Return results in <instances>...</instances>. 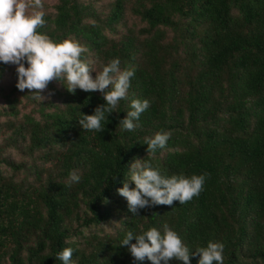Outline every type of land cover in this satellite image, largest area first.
<instances>
[{"label":"trees","instance_id":"1","mask_svg":"<svg viewBox=\"0 0 264 264\" xmlns=\"http://www.w3.org/2000/svg\"><path fill=\"white\" fill-rule=\"evenodd\" d=\"M45 7L40 33L73 37L94 71L118 57L122 70L136 72L101 133L78 123L106 103L100 92L72 94L52 81V94L39 101L17 89L13 73L14 92L0 109V264H63L55 257L65 247L75 264H151L134 261L120 243L129 230L164 223L193 252L221 242L223 264H264V0H57ZM130 17L139 25L129 28ZM7 70L0 63V80ZM134 98L150 107L127 131L119 121ZM161 130L171 135L154 167L169 176L208 175L189 202L137 216L117 189L134 159L147 158L144 137ZM73 170L78 183L69 181ZM112 222L109 231L101 227ZM91 227L98 229L73 240ZM198 260L190 256V264Z\"/></svg>","mask_w":264,"mask_h":264},{"label":"clouds","instance_id":"2","mask_svg":"<svg viewBox=\"0 0 264 264\" xmlns=\"http://www.w3.org/2000/svg\"><path fill=\"white\" fill-rule=\"evenodd\" d=\"M42 9L43 0H0V62L15 65L17 89L21 92L29 90L33 99L39 101L48 98L42 93L52 81L66 85L67 91L72 94L77 88L88 93L100 92L106 103L97 106L94 114L80 112L78 123L84 131L101 133L105 130L102 122L116 112L122 99H128L136 68L130 66L122 70L117 57L104 65L102 70L94 71L90 66L91 61L81 59L87 49L73 37L57 41L38 31L45 23ZM149 107L148 99H132L131 110L119 121V125L124 130L134 131L139 127L141 114ZM170 135V132L161 130L144 137L147 158L134 159L123 187L117 189L134 215L138 216L140 209L155 205L171 206L174 201L185 204L203 190L207 173L190 177L183 174L169 176L159 167L153 166L152 157L158 149L166 147ZM116 178L113 177V181ZM80 179L75 170L69 174L70 183H78ZM129 181L134 182V188L129 187ZM133 240L135 243H132ZM120 246L127 247L134 261L147 258L151 264H169L173 260L190 264V256H199L198 264H223V243L209 241L206 247H198L193 252L168 223L163 224L162 230L151 227L140 234L129 230ZM72 256L73 249L65 247L55 258L63 264H75Z\"/></svg>","mask_w":264,"mask_h":264},{"label":"rangeland","instance_id":"3","mask_svg":"<svg viewBox=\"0 0 264 264\" xmlns=\"http://www.w3.org/2000/svg\"><path fill=\"white\" fill-rule=\"evenodd\" d=\"M56 1L57 0H43V5L46 6L44 9H46V10L48 9V11H51V9L49 7H51ZM42 11H43V9H42ZM135 25H139L137 20L132 18V17H130L129 20L127 21V26L129 28H131V27H134ZM126 30H127V28L124 27L122 32H126ZM0 63H2V62H0ZM6 66L8 67L7 73H6V75H4L3 79L0 80V109L4 108V106H5L4 105L3 96L5 94H7L8 92H10V91L14 92L13 87H14L15 82H16L15 79L13 78V73L16 71V66L15 65H11V64H6ZM42 95H44V96L49 98L50 95H49L48 89H46L42 93ZM14 96L19 97L20 93L19 94L15 93ZM21 100H22L23 105H24V103L26 101L24 99H21ZM28 109H29V107H27V108L25 107L23 110L26 111ZM2 142H3V137L0 134V145L2 144ZM6 154L10 155L12 158H14L15 160H18V161H20V160H28L27 157L21 156L19 153H17L15 150H12V149H7L6 150ZM30 162H31V160H29V163ZM114 225H115V222H112L110 225L109 224H104L101 227H103V229L105 231H109V230H111L112 226H114ZM97 229L98 228H92V227H91V229H87V228L84 229L83 228L81 233H78L77 236H75L73 238V240L76 241V242H81L82 241V235L83 236H87L90 232L97 231Z\"/></svg>","mask_w":264,"mask_h":264}]
</instances>
